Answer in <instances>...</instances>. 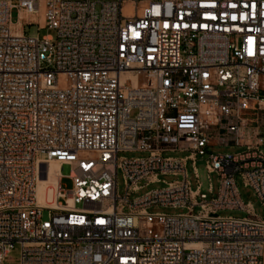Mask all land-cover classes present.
I'll use <instances>...</instances> for the list:
<instances>
[{"label":"built area","instance_id":"1","mask_svg":"<svg viewBox=\"0 0 264 264\" xmlns=\"http://www.w3.org/2000/svg\"><path fill=\"white\" fill-rule=\"evenodd\" d=\"M216 147L243 152L207 157ZM51 163L53 208L37 193ZM161 176L183 180L130 202ZM237 177L264 207V0H0V264H264ZM159 206L188 213H148Z\"/></svg>","mask_w":264,"mask_h":264},{"label":"rangeland","instance_id":"2","mask_svg":"<svg viewBox=\"0 0 264 264\" xmlns=\"http://www.w3.org/2000/svg\"><path fill=\"white\" fill-rule=\"evenodd\" d=\"M127 14L130 15L131 13L129 10H126ZM12 21L14 24H17L19 22V14L18 11L15 10L12 12ZM26 33L30 35H37L39 34L40 37H54L55 38V32L49 31V30H43L40 33H38V27H27ZM63 80H60L61 87L63 86ZM243 150L235 149V148H212L207 151V157L211 155H234L236 153H241ZM191 154L190 153H167L164 155L165 158H187ZM150 155L148 153H133V152H125L120 153L119 157L121 159L125 160H136V159H147ZM206 159L201 160L198 159V162L196 163V169L198 171L199 175V183L202 185V192L201 194L207 195L208 201L210 202L213 199H216L219 195V188L220 185L218 183V177L216 174L209 175L206 171ZM72 168L70 166H63L61 168V174L66 179L63 180V187L66 190H71L73 188V183L71 180L68 179V177L71 175ZM186 172L189 179V182L191 184L192 191H197L198 184L197 179L195 176V170L193 167V163L190 161L186 165ZM159 182L147 184L146 182H143L140 184V187H142L141 190L138 192L132 193L130 195V202H133L138 199H142L146 197L148 194L153 193L155 191L164 190L167 188L168 184L174 183L176 181H182V177H172V176H161L158 178ZM210 185H212L213 188V194L209 193ZM236 185L238 189L239 196L242 200V203L245 206H251L253 209L254 214L257 216L258 219L264 221V207L262 206L260 200L255 195V192L253 189L249 187H245L243 184V181L240 179V177L236 178ZM125 179L124 175L121 171L118 172V195L119 197L123 198L125 197ZM201 212V208L198 207L194 210L195 215H199ZM148 213L150 214H163L167 216H175V215H182L187 214V209H173V208H165V207H152L148 210ZM220 217L222 218H235V219H244L248 217L246 212L243 211H221L219 213ZM49 218V213L44 212L43 214V220L46 221ZM8 264H18V253L14 252L9 260Z\"/></svg>","mask_w":264,"mask_h":264},{"label":"bare ground","instance_id":"3","mask_svg":"<svg viewBox=\"0 0 264 264\" xmlns=\"http://www.w3.org/2000/svg\"><path fill=\"white\" fill-rule=\"evenodd\" d=\"M34 21L36 18H32ZM134 82L137 83L138 79L135 78ZM60 166L56 163L50 164V177L49 179H40L39 187L37 190L38 199L42 206L53 208L55 204V199L52 196V191L56 188L57 179L56 177L59 175Z\"/></svg>","mask_w":264,"mask_h":264}]
</instances>
